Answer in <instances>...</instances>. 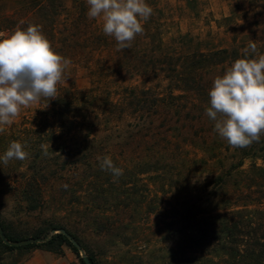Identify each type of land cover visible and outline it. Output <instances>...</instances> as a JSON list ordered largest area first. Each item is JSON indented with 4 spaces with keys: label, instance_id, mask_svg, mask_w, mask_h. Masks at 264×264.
Here are the masks:
<instances>
[{
    "label": "rangeland",
    "instance_id": "1",
    "mask_svg": "<svg viewBox=\"0 0 264 264\" xmlns=\"http://www.w3.org/2000/svg\"><path fill=\"white\" fill-rule=\"evenodd\" d=\"M19 2L0 0V37L40 25L71 64L57 99L46 108L47 101L22 108L2 126L0 156L13 141L29 156L0 161V215L23 235L51 223L65 228L23 244L6 243L0 234L3 242H46L65 230L81 246L62 233L81 257L92 254L98 264H232L215 234L202 246L205 226L200 217L186 219V211L208 200L203 208L210 215H264V188L251 173L263 160L245 158L233 169L244 151L263 145L264 134L250 147L233 148L206 115L214 79L245 58L250 42L264 55V0H145L153 14L124 50L104 34L102 17H88L87 0H61L56 14L45 18ZM222 49L229 54L214 56ZM41 145H50L49 155ZM104 157L123 175L102 170ZM222 174L229 175L227 186L208 197L207 185ZM28 191H38V203L27 200ZM0 264L81 261L67 245L59 253L0 246Z\"/></svg>",
    "mask_w": 264,
    "mask_h": 264
},
{
    "label": "clouds",
    "instance_id": "2",
    "mask_svg": "<svg viewBox=\"0 0 264 264\" xmlns=\"http://www.w3.org/2000/svg\"><path fill=\"white\" fill-rule=\"evenodd\" d=\"M87 5L88 17L103 18V32L115 38L118 50L131 48L136 36L144 32L142 22L153 14L145 0H87ZM243 51L245 58L235 60L222 77L214 79L206 110L215 122L214 130L233 148L250 147L264 134V55L258 54L255 42ZM250 53L258 58H247ZM70 64V59L53 49L40 25L30 24L7 38L0 37V132L22 108L47 101L46 108L57 99L58 85L66 82ZM49 147L41 145L45 156ZM24 149L25 145L13 141L0 161L5 165L24 161L29 156ZM100 167L114 178L123 175V169L109 157L100 161Z\"/></svg>",
    "mask_w": 264,
    "mask_h": 264
},
{
    "label": "trees",
    "instance_id": "3",
    "mask_svg": "<svg viewBox=\"0 0 264 264\" xmlns=\"http://www.w3.org/2000/svg\"><path fill=\"white\" fill-rule=\"evenodd\" d=\"M61 0H20L19 3L25 5V8L29 12H33L34 15H40L41 17L50 16V14H56L58 2ZM264 10V3L262 5ZM50 13V14H49ZM49 14V15H48ZM264 16V13L262 14ZM229 54V49H222L217 51L214 56H225ZM233 55H237V51L233 50ZM186 84L189 83L190 78L183 79ZM260 145H252L248 151H244L241 156V160L237 165L233 166V169L239 171L244 165V159L250 158L252 160L261 159L264 162V143ZM90 165V164H89ZM251 173L254 175V181L259 183V186L264 188V166H258L256 163L252 165ZM226 176L219 175L215 177L208 186L210 192L208 197L213 196L214 191H221L227 186ZM260 179L261 181H256ZM262 182V183H261ZM261 194L264 196V189ZM27 200L33 204L38 203V191H28ZM209 199V198H208ZM201 202V198H199ZM209 204V201L202 203L200 207L196 205L191 206L186 211V219H192L200 217L202 224L205 226L201 230V242L202 246H208L211 242L210 233L215 234V239L218 240V246L224 254L232 258V264H264V215H261L259 211L252 212L249 210L221 213L218 215H210L203 206ZM33 208H35L32 205ZM213 221V222H210ZM0 223L5 231L6 237L10 241H21L27 238L35 237L42 238L50 234L53 229L65 228L62 225L50 224L44 228L38 229L32 236L23 235L17 232L14 228L7 224L0 215ZM215 230H212V228ZM64 245L70 246L72 250L80 258L81 264H86L80 255L79 250L71 243L66 235L62 233H56L46 242L33 243L23 245L19 247H12L6 245L0 236V246L8 250H32V249H44L59 253L62 251ZM92 264H98L96 257L92 254H88Z\"/></svg>",
    "mask_w": 264,
    "mask_h": 264
},
{
    "label": "water",
    "instance_id": "4",
    "mask_svg": "<svg viewBox=\"0 0 264 264\" xmlns=\"http://www.w3.org/2000/svg\"><path fill=\"white\" fill-rule=\"evenodd\" d=\"M61 232L64 233V234H66V235L71 239V241L74 243V245H75L79 250L82 251L81 246H80V245H79V244L73 239V237H71L69 234H67L65 230H61ZM0 234H1L2 238L4 239V241H5L6 243H9V244H23V243H30V242H33V241H38V240H40V239H32V240H26V241H20V242H10V241L6 238V236H5V234H4L3 229H2L1 226H0ZM41 240H45V239H41ZM82 258H83V260L85 261L86 264H92L90 258H89L84 252H82Z\"/></svg>",
    "mask_w": 264,
    "mask_h": 264
}]
</instances>
